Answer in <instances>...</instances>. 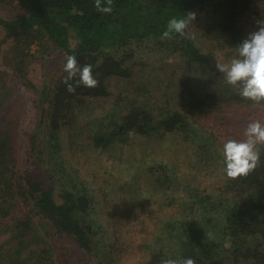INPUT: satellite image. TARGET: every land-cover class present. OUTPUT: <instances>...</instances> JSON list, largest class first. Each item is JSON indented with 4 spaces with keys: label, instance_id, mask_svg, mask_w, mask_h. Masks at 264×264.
<instances>
[{
    "label": "trees",
    "instance_id": "obj_1",
    "mask_svg": "<svg viewBox=\"0 0 264 264\" xmlns=\"http://www.w3.org/2000/svg\"><path fill=\"white\" fill-rule=\"evenodd\" d=\"M251 4L252 0H113V11L107 14L96 10L95 0H0V5L19 9L12 18L0 15L4 41L11 44L10 60L6 63L25 86L39 93L41 114L38 129L31 137L32 153H37L44 164L43 158L49 157L37 137L43 125L44 135L53 139L57 147L63 127L69 126L73 136L79 138L84 137L90 125H95V130L85 137L87 145L96 153L114 148L109 132L113 127L123 143L131 134L164 137L183 132L186 139L188 132L183 124L194 116L165 111L158 120L148 106L151 83L134 78L132 64L138 55L158 51L162 56H180L188 72L206 70L211 64L213 49L235 50L247 39L240 17L251 10ZM189 12L202 14L196 16L202 21V30L191 29L195 21L187 29L195 38L173 34V38L162 40L168 21ZM33 45L38 47L36 55L61 48L65 56L75 55L81 67L91 64L99 82L97 87L90 89L81 85L75 94H70L63 82L67 73L62 68V75L52 84L36 89L28 79L25 65L37 57L31 53ZM211 71L213 81L207 82L209 92L205 97L200 98L201 93L187 86V81L177 92L178 99L184 102L194 98L195 103L204 107L202 113L219 108L224 94L219 92L218 84L224 77L212 67ZM1 78L6 77L0 76V236H7V240L0 244V264H54L51 248L56 249L57 245L51 246L46 234H39L38 224L48 236L56 235L98 256V230L85 219L96 208L95 196L91 193L94 187L91 189L79 177L62 178L64 188L57 196L56 186L49 187L47 180L65 175V168L60 170L64 172L61 176L52 167L46 168L45 174L28 170L21 174L16 170L14 129L9 120L3 119L12 94ZM70 83L75 84V80ZM223 86L225 92L230 90L227 83ZM232 92L248 106L255 105L241 98L237 90ZM96 98L104 102L111 100L114 107L108 115L111 122L104 117L87 120L85 110ZM117 113L119 119L115 117ZM258 147L261 160L255 171L236 180L228 178L224 186V193L234 201L228 211V224L216 231L213 239L203 230H187L173 258H192L196 264H264V145ZM164 168L149 172L160 174ZM91 175L90 183L100 186L95 183L99 175ZM22 205L28 212L22 209L23 215L13 214ZM227 240L230 246L225 248L223 243ZM24 252H27L25 256ZM69 256L67 250L64 264H71Z\"/></svg>",
    "mask_w": 264,
    "mask_h": 264
},
{
    "label": "rangeland",
    "instance_id": "obj_2",
    "mask_svg": "<svg viewBox=\"0 0 264 264\" xmlns=\"http://www.w3.org/2000/svg\"><path fill=\"white\" fill-rule=\"evenodd\" d=\"M18 13L19 9L14 6L0 5V15L4 18H12ZM240 22L247 38L264 25V0H252L251 10L240 17ZM202 27V21L196 19L191 29L201 31ZM4 37L5 32L0 28V74L5 75L6 78L1 79L5 80L8 92L12 94L7 100L8 112L3 119L9 120L14 129L12 142L16 170L21 174L27 170L45 174L46 168L52 167L61 176L64 172L60 170L65 168L67 173L56 177L57 181L47 180L49 187L56 186L57 196L64 188L62 178L79 177L90 188L94 187L91 193L95 196L96 208L85 219L98 230V256L80 250L75 243L65 242L56 235L48 236L38 224L39 234H46L51 246L57 245L56 249L51 248L54 264H64L67 250L71 264H160L166 254L172 258L175 256L187 230H203L213 239L216 231H221L228 224V211L234 201L223 191L228 180L222 155L223 144L229 139H243V131L251 120L258 119L264 123V106H248L241 102L236 98V92H232L236 91L232 86L228 87L231 91L225 92V80L218 84L224 98L219 108L210 112L202 113L204 107L195 103L194 98L182 102L177 92L188 81L187 86L197 90V94L201 93L198 95L200 98L205 97L209 92L207 82L213 81L211 67L217 71L216 59L229 62L236 54L234 49H213L211 64L202 72H188L180 56H162L158 51L140 54L133 62L134 78H144L151 83L148 106L158 120L165 111H180L189 117L194 116L183 124L188 132L186 139L183 132L164 137L161 134L154 137L131 134L123 143L116 137L113 127L109 132L114 148L96 153L87 145L85 137V134L88 136L91 130H95V125H90L84 137L79 138L73 136L69 126L63 127L59 147L53 139L44 135L43 125L37 137L39 145L43 143L49 154V157L43 158L44 164L37 153H32L31 143L41 114L39 93L25 86L7 65L11 44L4 41ZM37 50V45H33L31 53L36 55ZM50 52L38 54L32 62L25 64L28 79L36 89L49 86L62 75L65 51L55 48ZM217 73L223 77L220 72ZM96 99L85 110L87 120L104 117L111 122L108 117L110 110L114 109L111 100L104 102L102 98ZM117 115L115 117L119 119ZM113 131L115 134H112ZM161 167L164 170L160 174L149 172ZM92 173L99 175L95 183L100 186L90 183ZM22 209L28 212V208L22 205L13 214L23 215ZM6 240L7 236H0V244ZM223 244L225 248L230 246L228 240Z\"/></svg>",
    "mask_w": 264,
    "mask_h": 264
},
{
    "label": "clouds",
    "instance_id": "obj_3",
    "mask_svg": "<svg viewBox=\"0 0 264 264\" xmlns=\"http://www.w3.org/2000/svg\"><path fill=\"white\" fill-rule=\"evenodd\" d=\"M95 8L101 13L110 14L113 11V0H95ZM196 13L189 12L181 18H172L168 21L166 30L161 39H171L178 34L186 39H194V34L188 32L190 24L196 20ZM235 56L225 63L216 59L215 67L225 82L235 88L241 98L254 104H264V25L249 34L235 48ZM64 84L70 94H75L81 85L86 88H95L98 80L93 75L91 64L79 65L75 55L65 57ZM75 80V84L70 81ZM243 139H229L223 144V162L225 173L231 180L246 177L259 166L261 155L260 145H264V123L260 120H251L243 131ZM160 264H196L192 258H172L167 254Z\"/></svg>",
    "mask_w": 264,
    "mask_h": 264
}]
</instances>
